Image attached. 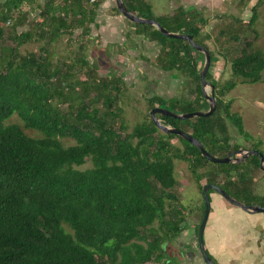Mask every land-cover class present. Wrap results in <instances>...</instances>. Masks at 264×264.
<instances>
[{
    "label": "trees",
    "instance_id": "trees-1",
    "mask_svg": "<svg viewBox=\"0 0 264 264\" xmlns=\"http://www.w3.org/2000/svg\"><path fill=\"white\" fill-rule=\"evenodd\" d=\"M102 1L0 0V264H146L154 259L165 264V244L181 234L188 216L176 191L175 160L188 161L195 174L211 162L187 139L160 130L151 115L130 129L118 105L122 77H95L98 66L86 54L72 64L78 63V70L85 67L88 74L77 103L62 108L78 82L69 79L71 68L65 71L53 60L51 45L77 28L90 37ZM124 1L132 12L156 18L170 31L191 33L209 49L213 64V52L205 41L211 36L202 37L191 12L180 9L158 18L146 0ZM25 5L35 6L38 18L33 27L18 32L28 21ZM256 20L254 12L249 24ZM134 25L137 33L159 41L164 70L193 67L197 95L182 105L187 112L207 110L210 103L194 57L198 54L203 64L204 54L154 25ZM31 41L39 47L22 53L19 47ZM231 69L242 81H261L264 51L246 39ZM213 83L216 93L236 85L228 81L220 88L217 81ZM153 100L169 108L163 97ZM14 114L22 125L6 123ZM159 117L192 133L215 156H226L232 149L227 120L249 136L240 113L232 112L230 103L225 105L220 97L218 108L208 117ZM26 129L40 135H30ZM175 137L184 149L172 142ZM66 139L74 143L67 144ZM87 159L91 167L77 168ZM196 178L199 181L201 175ZM241 178L245 181L243 174Z\"/></svg>",
    "mask_w": 264,
    "mask_h": 264
},
{
    "label": "rangeland",
    "instance_id": "rangeland-1",
    "mask_svg": "<svg viewBox=\"0 0 264 264\" xmlns=\"http://www.w3.org/2000/svg\"><path fill=\"white\" fill-rule=\"evenodd\" d=\"M39 1L44 2V0ZM56 1L60 2L61 0ZM146 1L154 11L161 8V12L167 13V15H172L176 11L175 9H168L167 0ZM187 1L188 11L199 22L202 37H206L207 34L211 36L205 40L214 57L208 72V77H210L208 79L212 82L213 80L217 81L220 88L228 81H236L235 87L226 89L224 93L219 92V90L217 93L215 91L217 99L218 97L222 98L225 105L230 103L232 112L240 113L244 128L249 134V136L241 134L236 125L231 120H227L231 136L230 148L235 145L252 148L257 144L264 153V71L261 81L246 82L242 81L241 78L234 77L231 69L232 60L241 53L246 39L252 40L256 49L264 51V0ZM160 5L161 7H159ZM34 7L24 6V9L29 11L28 21L25 25H20L17 28L18 32L33 27V21L38 18V9ZM116 8V2L113 0L110 1V4L102 5L98 10L96 21L91 23L90 37L84 34L81 28H77L72 34H62L51 45L53 60L61 63L65 71L71 68L72 74H69L68 77L70 80L78 82L76 90L71 91L72 94L67 96L68 100L61 104L62 108L67 110L69 104L77 103L75 99L81 93L83 82L87 79L88 74H86L85 67L78 70V63L75 66L72 64L80 60L83 54H86L92 63L98 66L95 71L96 74H94L95 77H122L124 86L118 105L121 106L123 116L130 129L137 123L149 118L153 108L151 101L154 102L153 99L157 96L169 101L167 104L169 109L178 113L187 112L182 103L195 98L197 95L196 71L189 64L182 69L164 70L159 60L161 50L159 41L137 33L134 22L128 18H123V15ZM254 8H256L255 11ZM254 12L257 14V20L253 24H249ZM120 14L122 16H119ZM156 16L159 18V14ZM38 47V42L31 41L22 44L19 50L26 53L34 51ZM194 57L195 68L201 70L204 62L201 63L198 54H194ZM208 92H211L210 88ZM155 103L156 106L158 102L155 101ZM221 114L226 116L224 109ZM6 123L23 124L17 114L9 118ZM119 124L120 120H118L117 125ZM26 132L33 136L40 135L33 129H26ZM65 141L67 144L74 143L72 139ZM172 142L182 149L185 147L184 143L177 137L173 138ZM248 160L250 161L251 158ZM208 163H204L196 170L197 174L201 175L198 181L197 174L193 172L188 161L175 160L176 174L179 180L176 191L180 195L182 204L187 208V225L196 222L199 224L202 220L205 212V198L201 185L209 182L219 184L231 196L242 202L247 200L251 201L252 204L264 206L263 169L254 173V177L246 182L247 191L242 192L237 189V184L241 183L238 179L240 175L237 174L236 170L231 171L226 165L228 163L212 161ZM91 166L92 161L87 159L83 165L77 166V168L86 169ZM237 167H242V164ZM244 176L246 178L247 175ZM248 178H250L249 175ZM252 180L254 182H251ZM209 195L211 211H213L216 198H223L214 189L209 191ZM197 231L199 232V228ZM185 246H187L186 243ZM176 251L174 246L166 253L168 261L172 264H178ZM146 264L159 263L157 259H154Z\"/></svg>",
    "mask_w": 264,
    "mask_h": 264
},
{
    "label": "crops",
    "instance_id": "crops-1",
    "mask_svg": "<svg viewBox=\"0 0 264 264\" xmlns=\"http://www.w3.org/2000/svg\"><path fill=\"white\" fill-rule=\"evenodd\" d=\"M110 1L103 0L100 8L110 4ZM187 2L167 0L166 6L170 10L175 9V12L189 10ZM160 9L152 10L159 17L167 15ZM222 198H216L215 209L210 211L206 224L204 238L207 251L218 264H264V212L251 213ZM197 224H186L181 234V240L190 241L193 258L183 260L181 264H206L198 245Z\"/></svg>",
    "mask_w": 264,
    "mask_h": 264
},
{
    "label": "water",
    "instance_id": "water-1",
    "mask_svg": "<svg viewBox=\"0 0 264 264\" xmlns=\"http://www.w3.org/2000/svg\"><path fill=\"white\" fill-rule=\"evenodd\" d=\"M115 1H116V5H117L119 11L126 18L130 19L131 21H133L135 23H144V24L154 25L165 35H168L170 37H174L177 39L186 40L189 42V44L193 48L202 52L204 54V57H205L204 58V65H203L202 69L200 70V78H201V82H202L203 93L205 95V98L210 103L209 108L207 110H195V111L178 113V112H175V111H173L167 107L161 106L159 103L158 105L154 106L150 112L151 118L154 121V123L156 124V126L160 130H162L163 132L174 133V134H177V135L187 139L192 144L197 146L200 149V151L202 152V154L207 159H209L210 161L215 162V163H235V162L239 163L254 153H259L263 159L262 153L258 152L256 150H249V151L239 150L238 152L241 153V155L239 157H236V158L233 157L234 153L228 154L226 156H215V155L211 154L204 147V145L200 141V139L195 137L192 133L186 132L185 130H183L179 127L163 123V121L159 117V114L173 116L177 119H190V118L197 117V116L208 117V116H211L212 114H214V112L216 111V109L218 107V99H217V96L215 93V84L207 78V74L210 70V66L212 63L211 53H210L209 49H207L204 45L196 42L191 33L170 31L167 28H165L161 24V22L159 20H157L156 18H148V17L140 16L137 13L129 10V8L127 7L124 0H115ZM209 88L211 89L210 93L208 92ZM262 166L264 167L263 163H262ZM211 189L218 191L230 203H232L236 206H239V207L243 208L244 210L251 212V213L264 212V206L255 205V204H247L245 202H242V201L234 198L233 196H231L219 184L209 182V183H206L204 185L203 195L205 198V212H204V216H203L202 221H201L200 226H199V232H198L199 245H200V250H201V253L204 257V261L206 262V264H218L214 261V259L211 257V255L207 251L206 246H205V238H204L206 224H207L209 214L211 211V199H210V195H209V191Z\"/></svg>",
    "mask_w": 264,
    "mask_h": 264
},
{
    "label": "flooded vegetation",
    "instance_id": "flooded-vegetation-1",
    "mask_svg": "<svg viewBox=\"0 0 264 264\" xmlns=\"http://www.w3.org/2000/svg\"><path fill=\"white\" fill-rule=\"evenodd\" d=\"M257 145V144H256ZM254 146V147H252V148H246V147H241V146H234L232 149H231V151L228 153V154H231V153H234L233 154V157L234 158H236V157H239L240 155H241V153H239L238 151L239 150H245V151H249V150H256V151H258V152H261L262 153V155H263V159H262V157H261V155L259 154V153H254V154H251L249 157H247L245 160H243L242 162H239V163H229V164H231V165H235V164H242L243 166L242 167H240V168H231L230 170L232 171H234V170H236L237 171V174H244V175H247L246 176V178H245V181H243V179L242 178H240V176L238 177V179L239 180H241V183L240 184H243V183H246L249 179H251V178H253L254 177V173L256 172V171H259V170H261V169H263V171H264V167L262 166V163H263V165H264V153H263V151L261 150V148L259 147V145H257V146ZM227 154V155H228ZM251 158V160L249 161L248 159H250ZM249 161V162H248ZM248 175L250 176V178H248ZM258 178V177H257ZM236 181H238V180H236ZM251 182H254L253 180L251 181ZM237 189L239 190V191H242V192H245V191H247V189H244L243 187H242V185H241V187L240 186H238L237 185ZM248 190H250V189H248ZM244 202L245 203H247V204H252V202L251 201H247V200H244ZM204 216V215H203ZM203 218V217H202ZM202 221V220H201ZM201 223V222H200ZM185 225H186V222H185ZM199 226H200V224H199ZM185 229V228H184ZM183 232V231H182ZM182 232H181V234H182ZM181 234L176 238V239H174V240H172L171 242H170V244H165V248H166V251H165V257H164V260H163V262L165 263V264H172V262H170V261H168V259H167V257H166V253L172 248V247H174L175 246V248H176V252H177V257H178V264H181V262L183 261V260H188V259H193L192 258V250H191V248H190V241H184V240H181ZM185 243H186V245L187 246H185ZM189 243V244H188ZM198 245H199V237H198ZM199 249H200V245H199ZM200 252H201V250H200ZM201 255H202V253H201ZM202 258L204 259V257H203V255H202Z\"/></svg>",
    "mask_w": 264,
    "mask_h": 264
},
{
    "label": "built area",
    "instance_id": "built-area-1",
    "mask_svg": "<svg viewBox=\"0 0 264 264\" xmlns=\"http://www.w3.org/2000/svg\"><path fill=\"white\" fill-rule=\"evenodd\" d=\"M90 3H95L98 0H88Z\"/></svg>",
    "mask_w": 264,
    "mask_h": 264
}]
</instances>
